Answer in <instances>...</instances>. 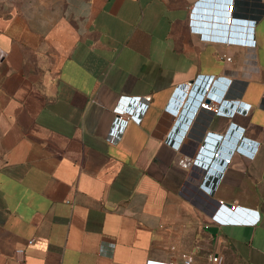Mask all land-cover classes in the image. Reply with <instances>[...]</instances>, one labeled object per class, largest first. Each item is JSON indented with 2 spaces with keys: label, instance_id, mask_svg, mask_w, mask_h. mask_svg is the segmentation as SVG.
<instances>
[{
  "label": "crops",
  "instance_id": "crops-1",
  "mask_svg": "<svg viewBox=\"0 0 264 264\" xmlns=\"http://www.w3.org/2000/svg\"><path fill=\"white\" fill-rule=\"evenodd\" d=\"M0 49V264H264V0H0Z\"/></svg>",
  "mask_w": 264,
  "mask_h": 264
},
{
  "label": "built area",
  "instance_id": "built-area-1",
  "mask_svg": "<svg viewBox=\"0 0 264 264\" xmlns=\"http://www.w3.org/2000/svg\"><path fill=\"white\" fill-rule=\"evenodd\" d=\"M228 11L230 13L229 16H227L225 18V21L230 24L232 21H233V15H232V8H233V4H230L228 5ZM6 56V52L3 51L2 49H0V63L4 60ZM190 86L189 83H187V87ZM181 93H184V96L186 95L187 91L185 90L184 92L182 91ZM149 97H147V100ZM130 98H122L120 100V103H119V106L115 108V116H114V123H126L130 118H131V115L127 113V104L129 102ZM206 99H204L203 101L200 102V109L202 110H206L208 112H211V113H218L219 109L216 107V102L213 101V100H209V101H205ZM146 102V101H145ZM169 113L171 114H175V112H172V111H168ZM204 148V145H202L201 147V150ZM218 151H213L212 152V156L213 157H217L218 156ZM229 161V158H225L224 159V163H228ZM188 164V161L186 160H183V165H186ZM219 205L222 206L224 203L223 201H218ZM238 208L237 205H231V209L233 210H236ZM28 243H32V240H28ZM17 253H22L23 252V249L22 248H18L15 250ZM210 260L213 264H222V258L218 255H213L210 257ZM148 264H161V263H157V262H150Z\"/></svg>",
  "mask_w": 264,
  "mask_h": 264
},
{
  "label": "water",
  "instance_id": "water-1",
  "mask_svg": "<svg viewBox=\"0 0 264 264\" xmlns=\"http://www.w3.org/2000/svg\"><path fill=\"white\" fill-rule=\"evenodd\" d=\"M207 231L211 232L214 236L217 232V227L216 226H207L205 227Z\"/></svg>",
  "mask_w": 264,
  "mask_h": 264
}]
</instances>
